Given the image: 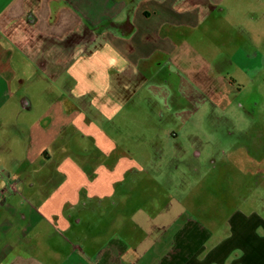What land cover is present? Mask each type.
Instances as JSON below:
<instances>
[{
    "label": "crops",
    "instance_id": "crops-1",
    "mask_svg": "<svg viewBox=\"0 0 264 264\" xmlns=\"http://www.w3.org/2000/svg\"><path fill=\"white\" fill-rule=\"evenodd\" d=\"M223 3L0 0V264H264V213L237 209L217 234L111 132L144 88L171 97L159 73ZM31 72L48 82L35 117L17 90Z\"/></svg>",
    "mask_w": 264,
    "mask_h": 264
},
{
    "label": "rangeland",
    "instance_id": "rangeland-1",
    "mask_svg": "<svg viewBox=\"0 0 264 264\" xmlns=\"http://www.w3.org/2000/svg\"><path fill=\"white\" fill-rule=\"evenodd\" d=\"M214 15L190 36L185 53L172 65L175 72L167 67L159 73L168 80L164 90L171 97L151 102V89L144 88L110 129L120 142L124 138L126 150H133L130 156L160 161L159 193L165 198L189 193L190 211L217 225L220 234L237 209L264 213V0H225ZM38 75L31 72L30 87L17 88L34 102L25 111L33 117L48 84ZM149 115L153 118L146 119ZM155 143L164 152L156 153ZM137 144H152L153 151ZM196 144L201 155L192 159ZM184 148L192 153H183ZM140 177L147 184L148 174Z\"/></svg>",
    "mask_w": 264,
    "mask_h": 264
}]
</instances>
